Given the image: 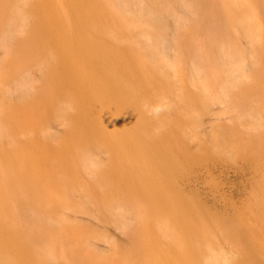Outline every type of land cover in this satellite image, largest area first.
<instances>
[{
	"label": "rangeland",
	"instance_id": "1",
	"mask_svg": "<svg viewBox=\"0 0 264 264\" xmlns=\"http://www.w3.org/2000/svg\"><path fill=\"white\" fill-rule=\"evenodd\" d=\"M143 1L160 11V23L144 25V19L137 15ZM199 1L188 0L194 6L198 2L196 13L183 7L180 0L86 1L90 10L99 13L89 29L95 25L96 33L92 35H98L105 51L111 50L108 59L118 69L119 84L131 86L152 110L145 121L146 133L160 137V102L181 111L180 116H169L176 131L168 135L171 139L167 136L172 150L168 154L179 169L177 178L171 181L184 202L196 208L187 218L181 216L190 227L178 228L173 215L153 205L140 189L143 182L141 186L137 180V190H131L114 173L120 160L115 145L126 153L127 164L135 169L137 163L129 147L124 148L115 137L111 144L104 141L101 132L85 130L79 134L77 113L90 106L80 104L71 87L60 85L65 66L46 33L38 2L0 0V200L5 207L0 210V229L3 239H14L23 247L24 264H221L226 256L231 259L230 264H238V189L236 180L228 178L237 160L226 162L220 143L224 126L230 124L233 114L225 102L213 97L221 92L225 77L221 41L226 40L237 49L242 45L240 0ZM259 1L264 5V0ZM112 2L118 7L127 3L130 9L120 18L113 17ZM261 14L264 17V7ZM198 17L206 19L204 28L195 27ZM183 29L191 30L186 31L188 41ZM8 32L11 39L3 44L2 35ZM160 32L168 41L167 49L160 47ZM193 36L197 38L192 42ZM202 39L200 47L205 45L211 60L206 56L204 69L208 70L197 76L191 66L195 65V45ZM149 45L155 46L152 52H148ZM211 62L216 64L213 70ZM234 72L238 75L239 71ZM85 83L94 97L95 88L90 82ZM144 87L149 88L148 93ZM133 119L142 125L139 118ZM110 121H105V126L117 132ZM136 129L133 126L134 136L141 135ZM181 152L200 163H183ZM148 157H153L152 152ZM133 177L136 180L137 175ZM160 218L175 232L174 238L161 235ZM195 220L202 225L198 231L205 238H200L204 243L198 247L210 249L212 261L208 255L204 259L202 253L187 259L185 247L194 249L195 244L190 238L176 237L179 232H191ZM222 225L232 227L231 236L224 233ZM0 261L21 264L16 261L12 245L0 246Z\"/></svg>",
	"mask_w": 264,
	"mask_h": 264
},
{
	"label": "bare ground",
	"instance_id": "2",
	"mask_svg": "<svg viewBox=\"0 0 264 264\" xmlns=\"http://www.w3.org/2000/svg\"><path fill=\"white\" fill-rule=\"evenodd\" d=\"M86 1L87 0H33V2L36 4L38 2L39 4L42 15L46 21V27H44L46 33L57 47L59 61L65 66L62 74H60L61 79L57 77L60 85H63V87H71L81 100L80 104L83 105L84 103L90 106L86 107L85 111L77 113L78 116L76 120H79L80 123V133L78 130L77 131L79 134L85 130H87V132L91 131L93 134L101 132L104 141H108L109 143L114 142V137L121 140L124 148L129 147L128 149L132 151L134 155L133 158L136 160L137 164L135 165V169L132 168V164H127L125 159L126 153H124L119 146L115 145L120 160L118 166L115 167L114 173L118 175L119 179L125 181L124 185L131 190H137V180H140L141 186L143 182V186L140 187V189L152 201V204L157 208L159 207L160 209L169 211L173 215L172 217L176 227H188L189 224L187 220L182 219L181 216L187 218L191 213L190 211H194L196 207L191 203L186 204L184 202L182 196L178 193L179 191H177L174 183L171 181L173 178H177L176 176L179 169L177 168L178 163H176L174 159H171L170 154H168V152L170 153V151H172L169 150L168 147V141L171 142V140H168L170 138L168 135H172L176 131L173 126L174 123L172 125L169 121L171 120L169 116L172 114H174L173 116H177L181 114V111L177 109V107L172 109L164 102H160V104H158V109H160V137H158V135L146 133L145 121L150 117L149 113L152 114V110L151 112L149 111L147 105H145L144 98L136 96L137 94L131 86L126 88V86L124 87L119 84L117 79L118 75L116 76L118 69L114 67L116 65L113 60L108 59L111 50L107 49L105 51L102 44H100L101 42L98 35H92L95 32V25L93 29H89L90 25L92 26L94 24L99 13L97 14L90 10L88 6L89 2L87 3ZM180 2H182L183 7L190 8L194 10L195 13L199 8L196 9L198 2H196L195 6L188 2V0H180ZM247 3H249V6ZM98 4L101 5V3ZM113 4L114 5L110 7V12L113 17L118 16L120 18V16H124L123 12H127L130 9L127 3L122 4L121 7L115 6V3ZM141 4L137 15L139 14V18L144 19L145 26L160 23V20L162 21L160 11L156 9V6L145 3L144 1ZM238 4H240L239 8L241 10L239 23L242 45L239 47L240 49H237L236 46H233L226 40L221 41L223 42V58H225V63L222 64H225V70L223 69L225 77L220 84L221 92L213 98H220L221 101L226 103L227 107L231 108L230 112L233 114V119H231L230 124L224 126L222 141H220V143L224 160L226 162L237 160L236 165L233 167L232 171H230L232 174L229 175L228 178L230 179L232 176L231 179L236 180L238 189V264H264V17L261 14L264 5L261 4L259 0H255L253 3L247 0H240ZM164 10L169 12V8H165ZM199 19L200 21L196 19L197 23L194 21L196 24L195 27L204 28V21L206 19L204 21L202 18ZM137 20L143 23L141 19ZM185 27L187 26L185 25ZM186 31L191 30L186 29ZM186 31L184 30L185 34H189V32ZM194 33L195 32H192L193 35ZM2 36V43L5 44L8 38L11 39L12 35L8 32L6 35ZM188 36L189 35L185 37L187 41L189 40ZM212 36L216 35L212 33ZM196 38H191V40ZM200 41L201 42L198 41L200 44L197 42V45L199 44L198 47L195 45L197 48V51L195 50V56L193 57V63L195 65L191 66L197 76L203 72L206 73L208 70L206 69L205 71L204 69V62H206L207 59L206 56L211 60L209 53H205L207 51L205 45L206 51L204 47H200L201 45L203 46L202 41L204 40L202 39ZM225 41L229 45H227ZM158 42L161 44V48L167 49L168 41L161 35V32L158 36ZM190 42H187V44H190ZM154 47V45H149L147 48L148 52H152ZM196 48L194 47V49ZM181 49L182 48H180V50ZM162 58L165 59V57ZM76 62L85 69L77 66L75 64ZM107 64H109L111 69L107 67ZM167 64L169 63L167 62ZM211 64L213 63L211 62ZM215 65L213 64L212 68V65H209V69L211 68V70H213ZM124 67L128 69V66L124 65ZM227 67H229V72ZM126 71L129 72L128 70ZM234 71H239L237 72L238 75ZM211 72L213 73V71ZM87 81L88 83L90 82L92 88H95L94 97L91 96L90 92L86 89L85 82ZM199 83L201 87L205 88L203 82ZM63 87H61V89H63ZM144 89L146 93H148L149 88L146 89L144 87ZM61 91L60 93H62ZM135 117L136 121L138 120L137 118L140 119L142 125L135 122V119H133ZM132 119L134 121L133 124ZM109 120L115 125L113 127L117 128V132L115 131L114 133L112 132L113 129H108V126H105L104 122L107 121L108 123ZM199 124L200 123L197 122L196 126H199ZM163 125H167V128L165 127L166 130H161ZM133 126L139 129L136 130H138V133L141 135L134 136ZM76 136L79 135L76 134ZM79 137H82V135ZM151 152L153 157L149 158L148 156ZM131 156L130 153V157ZM179 156L185 164H187V162L196 164L198 161L191 160L194 157L185 154V152H181ZM198 162L200 163V161ZM132 173L137 175L136 180H134ZM137 194L139 195L138 192ZM172 199L175 200V203H173ZM0 207L1 211L5 208L1 200ZM195 226V229L192 227V233L190 231L187 234L179 232L176 237L179 236L182 240L190 238L191 243L195 244L194 249L188 247V245L185 247V251L188 253L187 259L189 257L194 258L199 253L200 255L202 253L205 254V257H203L204 259L208 255L207 257L212 261V251L210 249H206L205 251V249L202 250L201 247H198L204 243L201 241L203 239L200 240V238H204V233L198 231L199 227L202 225L199 224L198 220H195ZM159 227L162 236L174 238L175 232L173 231L174 233H172L169 230L168 224L164 219L160 218ZM222 229H224V233L227 236H231V226L222 225ZM3 238L4 236L0 229V246L12 245L16 261L24 264L23 258L25 257V253L23 247L14 239L5 240ZM153 241L154 243L156 242L155 239ZM144 256L146 257V254ZM149 256L150 255H148V257ZM48 259L50 260V258ZM144 259L148 260V258ZM230 261L231 259L229 256H226L222 258L221 264H230ZM4 262H6V260H4ZM0 264L3 263L0 261ZM206 264H208V262ZM212 264L216 263L214 262Z\"/></svg>",
	"mask_w": 264,
	"mask_h": 264
}]
</instances>
